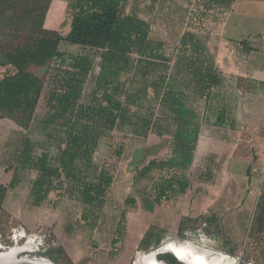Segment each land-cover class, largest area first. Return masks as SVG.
Masks as SVG:
<instances>
[{"label":"rangeland","instance_id":"374dc122","mask_svg":"<svg viewBox=\"0 0 264 264\" xmlns=\"http://www.w3.org/2000/svg\"><path fill=\"white\" fill-rule=\"evenodd\" d=\"M125 13L148 22L150 38L162 42L163 52L170 57L178 54L182 37L188 31L206 37L213 50L222 49L221 54L209 49L225 78L223 86L215 91L218 99L209 112L204 100L193 102L200 113L202 132L189 172V190L164 201L153 213L144 210L143 201L162 174L153 172L136 180L137 171L152 159L167 158L172 140L169 136L140 137L116 131L102 139L94 156L95 162L110 169L115 177L103 208L88 207L58 192H52L41 206H34L31 188L38 174L18 163V152L29 140L36 148L35 154L56 155L64 134L56 127L46 126L44 120L50 112L54 113L52 98L61 90L63 73L72 60L64 57L41 67L29 65V71L44 81L29 129L16 122L17 118L26 121V115L18 112L15 117L2 118L6 115L0 111V184L9 187L17 173L15 187L8 188L0 212L1 252L18 247L29 258L75 264L66 245L75 247L77 254L83 251L84 264L98 259H105L107 264H138L145 254L158 249L139 248L142 234L155 229L161 231L162 244L178 238L204 241L219 251L264 261V87L263 76L256 70L262 61L259 56H247L243 41L232 38L233 30L229 32L232 36L227 50L222 47L228 21L247 22L254 31L263 27L264 0H236L229 9L208 0H128ZM71 22L72 15L68 14L61 34L70 32ZM26 39L25 34L19 39L1 37L0 43L5 47L0 46V53L14 52ZM60 50L94 59L80 102L92 103L101 52L68 42H62ZM9 70L14 69L0 67V80ZM139 86L130 85L131 89ZM218 101L227 109L225 125L216 120ZM232 119L236 121L235 128L231 127ZM120 149L122 155L118 156ZM132 197L136 203L128 205L126 201ZM96 248L106 256L91 254Z\"/></svg>","mask_w":264,"mask_h":264},{"label":"trees","instance_id":"16d2710c","mask_svg":"<svg viewBox=\"0 0 264 264\" xmlns=\"http://www.w3.org/2000/svg\"><path fill=\"white\" fill-rule=\"evenodd\" d=\"M127 1L71 0V30L63 35L45 28L51 0H0V38L27 35L26 42L14 52L0 53V67L14 69L0 80V111L6 115L2 118L20 112L26 115V121L17 118L16 122L29 129L44 81L28 66H45L56 58L72 60L63 73L61 90L52 98L54 113L44 120L46 126L64 134L56 155L35 154L36 148L29 140L18 152V163L38 174L31 188L34 206H41L52 192H58L88 207L103 208L115 177L110 169L99 166L94 156L102 139L116 131L140 137L169 136L172 140L167 158L152 159L137 171L136 180L153 172L162 174L143 201L144 210L155 212L164 201L186 193L191 186L189 172L202 132L200 113L193 102L204 100L209 112L218 99L215 91L223 86L225 78L209 53L206 37L186 32L178 54L170 57L163 52L162 42L150 38L148 22L126 15ZM208 1L229 9L236 0ZM62 42L101 52L100 73L90 104L80 102L95 61L88 55L63 53ZM243 46L248 54L255 51L248 42ZM133 83L140 86L131 89ZM261 85L264 87V82ZM218 102L216 120L225 125L227 109ZM235 125L232 119L231 127ZM117 155H122L121 149ZM16 178L17 173L9 187L0 184V212ZM126 203L135 204L136 199L128 198ZM162 240L161 231L149 229L139 248L148 251L152 246L159 247ZM168 258L177 262L172 255L159 256L161 260Z\"/></svg>","mask_w":264,"mask_h":264},{"label":"crops","instance_id":"0c3cea01","mask_svg":"<svg viewBox=\"0 0 264 264\" xmlns=\"http://www.w3.org/2000/svg\"><path fill=\"white\" fill-rule=\"evenodd\" d=\"M71 0H51L50 2V6H49V11L47 13L46 16V20H45V28L49 29V30H56L59 31L62 29V26L64 25V22L67 18L68 15V5L69 2ZM237 4V2H236ZM236 7V5H234ZM235 12L232 13V18ZM232 20V19H231ZM239 23V24H238ZM247 22H243V24H241L240 21H228L227 26V34L224 35L223 39L224 42L222 43V47L223 50H227V43L228 40L230 39L229 36V32L231 30H233L234 36H232V38H236L239 39L240 41L243 42H248L249 47L252 48L255 51H252L251 53L248 54L247 49L245 48L246 52H247V56L251 59H255V58H261L262 63L257 65L256 70L258 72H260V74L263 76V82H264V52L262 51V46L264 43V38H259L261 34H264V25L262 28H257V30H253V28H250V25L247 26ZM254 24V23H253ZM264 36V35H263ZM209 49L214 53V54H221L222 53V49L220 48L219 50H213V47L211 45V43H209L208 45ZM217 56V55H216ZM221 55H218V57ZM259 56V57H258ZM264 98V97H263ZM256 103V102H255ZM201 145V142L199 141V145H198V150L199 147ZM197 150V151H198ZM145 233L142 234V236L140 237V240H142V238L144 237ZM64 248L66 250V252L69 254V256H71L74 260L75 264H84L83 261V251L80 252L79 254H77L76 248H68L66 245H64ZM78 250V249H77ZM102 249L100 248H96L93 253L95 257H99V256H106L105 253H103L101 251ZM97 252V253H96ZM246 258H250V257H246ZM76 259H78V261H76ZM82 262V263H81ZM85 264H107V261H105V259L102 261V259H98V262H88Z\"/></svg>","mask_w":264,"mask_h":264},{"label":"water","instance_id":"95a60500","mask_svg":"<svg viewBox=\"0 0 264 264\" xmlns=\"http://www.w3.org/2000/svg\"><path fill=\"white\" fill-rule=\"evenodd\" d=\"M171 244H178L179 249L177 251L171 248L168 249V247H170ZM185 245L190 247L191 250L197 249V250L207 251L212 254L211 258H215L216 254H219L233 259V263L231 264H243L242 256L231 255L229 253L219 251L203 241H195L191 239H182V238L170 240L166 243H163L158 247L157 250L151 251L148 254H145V256L154 255L155 261L160 264H167L164 260L159 259V256L164 254H172L181 264H208L204 260V258L202 257L199 258L196 257L198 255H193L192 251L188 249ZM0 264H44V263H42V260L29 258L27 256L24 258H19L18 256H16V259H12V260H6L0 258Z\"/></svg>","mask_w":264,"mask_h":264},{"label":"bare ground","instance_id":"6f19581e","mask_svg":"<svg viewBox=\"0 0 264 264\" xmlns=\"http://www.w3.org/2000/svg\"><path fill=\"white\" fill-rule=\"evenodd\" d=\"M204 242V241H203ZM186 246V245H185ZM188 249H190V247L186 246ZM2 248V245L0 244V249ZM171 248V249H174L175 251H177L179 249L178 247V244H171L170 247H168V249ZM191 250V249H190ZM20 250L18 249H12L9 253H4L2 255L3 258L1 259H5V258H8V257H11L13 255H15L16 253H19ZM193 255H198L196 257H199V258H204V260L208 263V264H231L233 263V259H231L230 257H225L223 255H219V254H216L215 258H211L212 254L207 252V251H204V250H191ZM16 259V258H14ZM138 264H160V263H157L155 261V258H154V255H150V256H144V258L137 261ZM42 263L44 264H54L53 262L51 261H44L42 260Z\"/></svg>","mask_w":264,"mask_h":264},{"label":"flooded vegetation","instance_id":"af4514ba","mask_svg":"<svg viewBox=\"0 0 264 264\" xmlns=\"http://www.w3.org/2000/svg\"><path fill=\"white\" fill-rule=\"evenodd\" d=\"M15 249H18V250H20L19 251V253H16L15 255H13V256H11V257H8V258H5L6 260H12V259H14V258H16V256H18L19 258H24V257H29V255L28 254H23V253H25V252H23V253H20L21 251H23V249H20V248H18V247H14ZM14 248H11L9 251H7V252H1V250H2V248L0 249V258H3L2 257V255L4 254V253H9L12 249H14ZM166 255H172V254H166ZM173 256V255H172ZM174 257V256H173ZM162 260H164L167 264H181L178 260H177V262L176 263H174L173 261H171L169 258L168 259H162ZM44 261H46V260H44Z\"/></svg>","mask_w":264,"mask_h":264},{"label":"built area","instance_id":"2783aa9c","mask_svg":"<svg viewBox=\"0 0 264 264\" xmlns=\"http://www.w3.org/2000/svg\"><path fill=\"white\" fill-rule=\"evenodd\" d=\"M242 259H243V264H264V261L257 260L254 258H246L242 256Z\"/></svg>","mask_w":264,"mask_h":264}]
</instances>
